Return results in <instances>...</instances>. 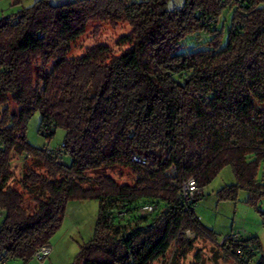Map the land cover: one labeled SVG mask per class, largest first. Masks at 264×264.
I'll list each match as a JSON object with an SVG mask.
<instances>
[{
    "label": "trees",
    "instance_id": "1",
    "mask_svg": "<svg viewBox=\"0 0 264 264\" xmlns=\"http://www.w3.org/2000/svg\"><path fill=\"white\" fill-rule=\"evenodd\" d=\"M169 1L35 0L0 18V264H26L51 244L68 201L88 199L99 202L94 234L72 264H182L199 240L236 264H264L257 237L221 244L194 210L226 167L236 181L220 200L264 197V0ZM94 23L128 25L121 50L96 42L71 57ZM36 111L48 140L65 130L61 153L27 142ZM116 166L135 183L104 175L85 186ZM190 179L200 191L185 202Z\"/></svg>",
    "mask_w": 264,
    "mask_h": 264
},
{
    "label": "rangeland",
    "instance_id": "2",
    "mask_svg": "<svg viewBox=\"0 0 264 264\" xmlns=\"http://www.w3.org/2000/svg\"><path fill=\"white\" fill-rule=\"evenodd\" d=\"M18 0H0V18L2 13L5 15L12 13L11 5ZM25 6H29L35 0H22ZM57 1V0H53ZM146 0H128V2H139ZM169 7L181 6L182 0H170ZM18 7V6H15ZM14 7V8H15ZM16 9V8H15ZM16 11V10H15ZM231 12L224 11L223 19H226V31L230 26ZM98 29V34L94 29ZM129 26L120 24L114 28L105 23H94L89 26L88 32L75 42L70 56L76 57L84 53L87 47L94 45L96 42L106 43L114 49V53L118 54L121 47L117 45L118 38L129 31ZM206 39V38H205ZM196 44L195 40H189L187 48H191ZM189 45V47H188ZM41 114L39 111L33 113L29 117L27 125L26 138L27 142L37 148H44L47 145L57 148L63 144L66 132L64 129L58 128L55 134L49 140L45 135L40 133ZM64 162L69 163L70 158L65 157ZM22 159L15 157L13 168L16 170V184L22 176ZM39 172L44 169L32 164ZM258 179L264 180V161L258 169ZM215 178L213 183L208 185L198 202L195 212L202 222L208 228L214 230L218 236L223 239L230 235H239L245 239L257 237L260 241V251L257 257L264 256V197L252 200L248 191L240 189L235 200H220L217 192L227 185L235 183V177L230 167L224 168ZM129 167H110L88 173V180L85 186H90L94 179L99 176H112L120 184H134L135 175ZM27 201L31 199V195H27ZM99 208V202L96 199L88 200H71L68 201L64 220L59 229L52 236L51 254L40 261L33 257L26 264H72L75 263L76 257L83 243L90 240L94 234V228ZM193 252L188 254L182 264H194L195 253L200 251L203 255L201 264H236L234 260H226L222 254L220 245L199 240L194 246ZM5 264H23L19 258H9ZM83 264V263H79ZM154 264H163L157 262Z\"/></svg>",
    "mask_w": 264,
    "mask_h": 264
},
{
    "label": "built area",
    "instance_id": "3",
    "mask_svg": "<svg viewBox=\"0 0 264 264\" xmlns=\"http://www.w3.org/2000/svg\"><path fill=\"white\" fill-rule=\"evenodd\" d=\"M45 132H48V130H45ZM63 150V146H59L57 149H53L52 147L48 146V154H59L61 153ZM196 181L194 179H190L186 182L183 183L182 186V192H181V198L185 201V202H189L191 201L197 193H199V187L198 185H196ZM146 210H144L145 212H149L152 211L153 208L152 207H146ZM237 236L239 235H230V236H226L221 240V244H223L228 238L229 239H234L237 238ZM52 251V247L51 245H45L42 246L40 249H38L35 254L34 257L37 258L40 261H44V259H46ZM7 261V260H6ZM3 262L2 264L6 263Z\"/></svg>",
    "mask_w": 264,
    "mask_h": 264
},
{
    "label": "crops",
    "instance_id": "4",
    "mask_svg": "<svg viewBox=\"0 0 264 264\" xmlns=\"http://www.w3.org/2000/svg\"><path fill=\"white\" fill-rule=\"evenodd\" d=\"M18 1H19V2H17V1L14 2V4L12 3V5H11V9L13 8L12 10L15 11V10L20 9L21 7H25V5H24V3H23L22 0H18ZM68 1H69V0H57L56 2H57V4H58V3H65V2H68ZM32 4H33V3H32ZM32 4H31V5H32ZM15 6H18V7H15ZM29 6H30V5H29ZM14 7H15L16 9H15ZM14 11H12V12H14ZM2 14L5 15V13H2ZM4 15H2V16H4Z\"/></svg>",
    "mask_w": 264,
    "mask_h": 264
}]
</instances>
